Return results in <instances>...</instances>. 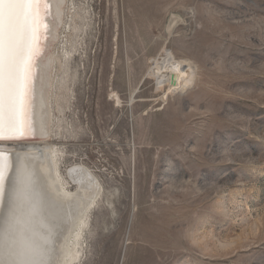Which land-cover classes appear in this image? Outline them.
I'll list each match as a JSON object with an SVG mask.
<instances>
[{
	"label": "rangeland",
	"instance_id": "1",
	"mask_svg": "<svg viewBox=\"0 0 264 264\" xmlns=\"http://www.w3.org/2000/svg\"><path fill=\"white\" fill-rule=\"evenodd\" d=\"M67 1L48 143L102 189L76 264H264V0Z\"/></svg>",
	"mask_w": 264,
	"mask_h": 264
},
{
	"label": "bare ground",
	"instance_id": "2",
	"mask_svg": "<svg viewBox=\"0 0 264 264\" xmlns=\"http://www.w3.org/2000/svg\"><path fill=\"white\" fill-rule=\"evenodd\" d=\"M39 3L38 44L34 49L25 115L27 135L0 139V150L9 145L14 148L6 154L12 161L9 175L17 178L11 202L6 194L0 209V261L76 264L82 256L88 214L100 199L102 189L95 176L79 164L68 167L63 178L60 151L55 144L48 143L51 120L48 97L55 61L52 51L68 1L39 0ZM71 8L73 5L68 9ZM76 30L83 27L77 25ZM73 51L74 47H62L59 61H68ZM159 61L155 68L159 76L169 81L168 94L184 93L193 86L197 76L195 64L173 55ZM116 102L120 103L119 99Z\"/></svg>",
	"mask_w": 264,
	"mask_h": 264
},
{
	"label": "snow or ice",
	"instance_id": "3",
	"mask_svg": "<svg viewBox=\"0 0 264 264\" xmlns=\"http://www.w3.org/2000/svg\"><path fill=\"white\" fill-rule=\"evenodd\" d=\"M39 0H0V139L26 136L34 49L38 44ZM10 155L0 150V209L16 190ZM0 264H37L0 261Z\"/></svg>",
	"mask_w": 264,
	"mask_h": 264
},
{
	"label": "water",
	"instance_id": "4",
	"mask_svg": "<svg viewBox=\"0 0 264 264\" xmlns=\"http://www.w3.org/2000/svg\"><path fill=\"white\" fill-rule=\"evenodd\" d=\"M3 150H5V153H9V154H10V152H11V151H13V150H14V148H13V146H12V145H9V146H8V148H6V149H3ZM9 154H8V155H9Z\"/></svg>",
	"mask_w": 264,
	"mask_h": 264
}]
</instances>
